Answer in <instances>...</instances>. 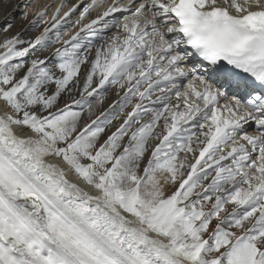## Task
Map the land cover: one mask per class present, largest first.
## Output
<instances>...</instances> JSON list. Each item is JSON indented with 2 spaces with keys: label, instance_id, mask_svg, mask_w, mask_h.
I'll return each mask as SVG.
<instances>
[{
  "label": "snow or ice",
  "instance_id": "snow-or-ice-1",
  "mask_svg": "<svg viewBox=\"0 0 264 264\" xmlns=\"http://www.w3.org/2000/svg\"><path fill=\"white\" fill-rule=\"evenodd\" d=\"M0 264H264V0L11 5Z\"/></svg>",
  "mask_w": 264,
  "mask_h": 264
},
{
  "label": "bare ground",
  "instance_id": "bare-ground-1",
  "mask_svg": "<svg viewBox=\"0 0 264 264\" xmlns=\"http://www.w3.org/2000/svg\"><path fill=\"white\" fill-rule=\"evenodd\" d=\"M17 1V0H16ZM14 3L12 1L9 0L8 4L7 5H0V20H2L3 16L5 15V13L7 11H10L11 9V5H13ZM16 15V24L14 25V29L16 26L19 25L20 23V20H19V17H17V14Z\"/></svg>",
  "mask_w": 264,
  "mask_h": 264
},
{
  "label": "rangeland",
  "instance_id": "rangeland-1",
  "mask_svg": "<svg viewBox=\"0 0 264 264\" xmlns=\"http://www.w3.org/2000/svg\"><path fill=\"white\" fill-rule=\"evenodd\" d=\"M10 1H12L14 4L17 3L16 0H10ZM40 2H44V0H40ZM17 17H19V13H17Z\"/></svg>",
  "mask_w": 264,
  "mask_h": 264
}]
</instances>
